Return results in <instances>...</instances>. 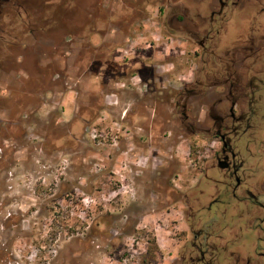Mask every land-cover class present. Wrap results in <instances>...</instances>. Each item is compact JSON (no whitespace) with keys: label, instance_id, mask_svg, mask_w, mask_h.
Returning <instances> with one entry per match:
<instances>
[{"label":"rangeland","instance_id":"374dc122","mask_svg":"<svg viewBox=\"0 0 264 264\" xmlns=\"http://www.w3.org/2000/svg\"><path fill=\"white\" fill-rule=\"evenodd\" d=\"M240 1L247 14L261 8ZM4 3L0 12L14 10ZM77 3L86 27L74 37H62L68 26L57 5L28 21L2 16L0 264H199L201 249L214 264L260 259L263 49L238 58V75L230 67L243 89L234 112L247 114L233 138L244 163L234 197L226 183L235 181L216 165L214 131L215 117L232 129L231 104H216L226 87L207 84L230 75L218 37H238L234 19L211 25L218 0ZM36 64L38 88L26 92L27 65Z\"/></svg>","mask_w":264,"mask_h":264},{"label":"flooded vegetation","instance_id":"af4514ba","mask_svg":"<svg viewBox=\"0 0 264 264\" xmlns=\"http://www.w3.org/2000/svg\"><path fill=\"white\" fill-rule=\"evenodd\" d=\"M248 1V0H247ZM253 1L251 4L253 6L256 5H260L261 8L260 10H258L256 12V14H247L245 12V8L244 7H240L241 1L240 0H218L219 3V10L218 12L215 14H212L214 16H216V19H211L212 20V24L211 25H215V23L219 22V24L221 25L224 21L227 20H233V22L235 24H237V21L239 22V17L244 20V21H248L250 22L248 25V30L244 33H241L239 36L242 38V36H246L247 41L248 42V46L245 47V43L243 42L242 44H238L237 42H241L242 39H239L240 37L238 36L237 38H235L234 40H232L231 44L228 43L229 41H226V43H224V34L222 35L223 37L219 36V40L220 43L219 45L221 47H223L222 49H225L223 51V53H225V56L222 58V61L225 62L223 63L224 66L226 67L227 71L230 72L229 76L227 78H225L224 80L221 79H216L215 81L213 80H208L207 84H210V87L208 85H206V83H199L203 88L205 86H208V88L210 89H219V88H223L226 87V92L222 93L220 95V98L218 99V101L216 102V104H222V102L224 101H228L231 104V108H230V115H231V119L232 122L234 124H232V129L229 128L228 125H225L224 122L225 120L221 117H215L217 119V124L216 127H214V131H215V136H217V138H219L222 142V149L221 151L216 155V165L218 166V168L220 170H223L225 172H228L226 177L227 179H232L235 181L234 186H232L231 184L226 183V186L228 187L227 191H230L234 197H238L237 193L242 189V187L244 186V182L243 180L240 178L239 173L242 171L244 163L242 162V160L239 158L238 152L235 149L234 145H233V138H238L239 135V129L242 127V124L244 122H246V117L245 115L247 114H240V116L236 117L235 114V110L237 108V106H239V103L237 101V97L238 94H243V89L240 85V78L239 76H237L239 78L238 81H236V78L234 75L235 73L237 74L240 68H243L244 64L242 63L243 58L244 61H247L251 58H259V54H261V50L263 49L264 52V0H250ZM239 8V9H238ZM238 9V13H235L234 15L232 14L229 15L231 12L233 13L235 10ZM177 8L174 10V13H172L173 15L175 13H177L178 11H176ZM230 11V13H229ZM236 16V17H235ZM235 17V18H234ZM223 25V24H222ZM240 25V24H239ZM221 33V32H219ZM218 34V32H217ZM244 36V37H245ZM227 37V36H226ZM229 37V35H228ZM210 36L207 35V39H209ZM211 38L214 40V36ZM228 40H230L228 38ZM238 44V45H237ZM202 48L205 49V46L202 45ZM206 51V49H205ZM207 52V51H206ZM215 54L214 51H212V55ZM242 55V56H240ZM241 58L242 60H239L238 58ZM242 61V62H241ZM235 69L236 67V72H232L230 67ZM238 75V74H237ZM188 94H194L193 91H189ZM234 98V99H233ZM252 105V103H251ZM188 106H189V102L187 101L185 104L182 105V109L184 110V120L182 121L183 123V127L188 128V130H191V125L188 123L189 121V117L186 114V111L188 110ZM180 104L176 103L175 104V108H179ZM251 110V108L249 109ZM248 118V117H247ZM250 129H252L251 125L246 126L245 131H249ZM223 130H225L226 132L223 134L221 133ZM207 132H213L212 128H209L206 130ZM230 133H232L233 137L230 135ZM246 195L251 196V197H255V194L253 192V190L251 191H246ZM263 208L264 211V205L261 206ZM262 222H264V219L262 218ZM202 252H200V258L198 259L199 264H214V257L210 258L208 261H206L207 259V253L204 252L203 249H201ZM209 257L214 256L212 255H208ZM191 263L193 262V258L190 259ZM193 264V263H192ZM247 264H264V253L260 254V259L257 260H247Z\"/></svg>","mask_w":264,"mask_h":264},{"label":"trees","instance_id":"16d2710c","mask_svg":"<svg viewBox=\"0 0 264 264\" xmlns=\"http://www.w3.org/2000/svg\"><path fill=\"white\" fill-rule=\"evenodd\" d=\"M4 1L6 3L3 4L4 6L3 9H5V5L7 6L14 5V10H11L10 12V8H9L8 11L5 13H2L3 11L0 12L1 26L4 25L3 17H2L4 15L13 13L14 16H17L23 21H28L30 17H32L33 15L38 14V13H43L46 9L50 8L52 5H57L60 7L64 15L61 19V22L63 23L66 22L68 26L67 31L63 33L64 34V36H62L63 38L74 37L73 35L75 33V29L77 28L84 29L86 27L85 22L83 24L78 22V21L84 20L85 15H86L80 10V6L77 3L78 0H13V3L10 0H4ZM76 9H78L79 11L78 14L74 12ZM63 29L64 28H61V32L64 31ZM63 38L61 39L63 40ZM20 56L21 55L17 53V57L19 58ZM21 64L22 63H20L19 65ZM38 69H42L39 64H36L34 66L31 65L30 67H28L27 65L26 70L29 71V75H30L29 78L31 79H28L26 82L29 84V88H23L26 92L30 90L31 87H33L35 90L36 88H38V85H37L39 82L38 80L41 79V77L38 78L39 76L37 74ZM35 90L32 93H34ZM21 93H23V91ZM152 244H153L152 250L158 251V247L156 246V241H152Z\"/></svg>","mask_w":264,"mask_h":264},{"label":"crops","instance_id":"0c3cea01","mask_svg":"<svg viewBox=\"0 0 264 264\" xmlns=\"http://www.w3.org/2000/svg\"><path fill=\"white\" fill-rule=\"evenodd\" d=\"M249 24V22L248 21H244V20H242L240 17H239V23L238 24H236V25H238V27L237 28H235V29H233V30H231V33H232V37H235V36H239V34L240 33H242V31H247L248 30V26L246 25V24ZM240 24V25H239ZM247 26V27H246ZM140 49H143V48H140ZM144 49H149V46L147 45V47L146 48H144ZM127 68H129L130 69V67L131 66H129V65H127L126 66ZM134 74V75H133ZM133 75V76H132ZM132 75L130 76V77H127V78H132V77H136L137 75H138V73L137 72H133L132 73ZM126 78V79H127Z\"/></svg>","mask_w":264,"mask_h":264}]
</instances>
